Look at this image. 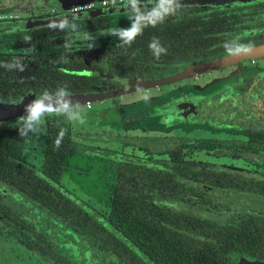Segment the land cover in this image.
Instances as JSON below:
<instances>
[{
    "label": "trees",
    "instance_id": "trees-1",
    "mask_svg": "<svg viewBox=\"0 0 264 264\" xmlns=\"http://www.w3.org/2000/svg\"><path fill=\"white\" fill-rule=\"evenodd\" d=\"M155 31L150 27L130 46H117L110 54L111 71L117 75L151 74L158 64L166 62L165 56L195 62L224 52L222 38H163ZM153 37L167 49L159 59L148 47ZM63 54V49L51 42H40L35 61L23 72L0 66V100L14 102L29 92H55L61 87L70 93L91 92L95 83L102 82L98 75L78 69L66 58L64 61ZM14 58L0 56V65ZM46 121L40 169L23 159L20 139L0 132V184L14 190L17 199H27L41 211L51 212L124 264H226L225 256L235 250L248 253L250 247L264 258V218L254 214L237 217L232 203L235 199L242 206L263 204L264 182L244 180L215 163L184 160L182 147L192 141L185 137L131 138L153 154L166 152L168 160L158 165L150 161L151 155L147 159L114 155L118 161L116 180L104 216L61 181L71 149L68 119L53 116ZM62 130L65 135L57 148L54 142ZM244 145L258 153L264 149V134L251 131ZM0 213L14 220L1 197Z\"/></svg>",
    "mask_w": 264,
    "mask_h": 264
},
{
    "label": "flooded vegetation",
    "instance_id": "flooded-vegetation-1",
    "mask_svg": "<svg viewBox=\"0 0 264 264\" xmlns=\"http://www.w3.org/2000/svg\"><path fill=\"white\" fill-rule=\"evenodd\" d=\"M30 1L31 3L22 5L19 3L20 0H0V24H9L6 29L11 34H16L18 32H28L30 34L31 40L27 42L30 44L29 60L17 53V49L9 43H5V45L0 43V56L12 55L21 59L26 67L33 64L35 61V51L38 48V43L51 42L55 48L63 49L64 54H66V56L64 54L62 56L64 61L66 58L75 66L78 65V69L100 77L102 82L93 85V91L95 92L97 89L99 90L98 92L126 89L125 86L127 84L119 80L121 77L138 80L166 79L181 73L186 68L197 63L228 56L225 48L224 52L220 55L199 59L195 62L183 61L176 56H165L166 62L158 64L157 68L151 71V74L144 73L143 75H138L139 73H137V76L131 74L117 75L115 72L111 71L110 54L117 48L120 41L118 37L112 36L110 33L115 28H127L131 25V21L126 16L127 12L122 5L116 8L111 6L110 0H90L64 9L58 5L56 0ZM181 2L183 7L178 12L177 16L168 18L163 24H158L156 27H151L156 30L157 36L163 38L189 36L215 37L224 39L223 44L238 42L241 44H251L253 47L264 44V0H181ZM6 11H11V13ZM87 12H89V16H85ZM78 16L80 17L78 18ZM59 17L75 21L79 25V28L75 32L61 31L59 29L53 30L50 27L52 22L48 25L43 24L45 21L62 19ZM149 28L150 27L146 29ZM96 35L102 37L98 42L96 40L98 38ZM226 39L229 40L225 41ZM85 40L95 41V45H91L92 49H89L90 47L88 46L90 45H83L77 42ZM75 42L78 43L76 47L72 45V43ZM105 42L108 43L107 46ZM102 46L106 47H104V49H98ZM263 58L264 54L254 57H245L232 64L216 67L155 87L132 91L135 93L148 92L150 90H156L161 87L184 82V80L188 79L193 81L196 79L198 80V85L203 84L202 86H211L212 89L216 88L215 86L221 87L218 90H212L210 92H199L198 89H192L190 87H178L173 91H162V93H158L156 97L150 98L147 102L143 99L139 105L140 115H137V119L155 120L156 126L161 128L159 131H156L159 133L147 132L139 128V132L133 135L134 137H125L126 139L119 137V141L124 144V140L138 137H185L192 141L182 147L185 153L184 160H201L215 163L222 166L224 169L233 170L239 178L244 180L264 182V171H259L257 168L251 169V167L255 165L264 170V149H260L257 153L254 148L244 145L251 131L256 130L264 134V66L262 62H260ZM229 68H234V71H227L220 79H213L214 81H199L201 76L215 71H224ZM239 80H241V82L237 84ZM227 87L235 88V90H228L226 89ZM236 88H240V91H237ZM124 94L125 93L117 96L123 97L125 96ZM39 95L40 94L34 92H29L14 102L0 100V109L28 97H33L35 99ZM257 101L261 103V106L257 105ZM226 102H228V105ZM92 103H90L88 107H90ZM130 103L131 101H129V103L120 101V106L118 109H115L116 112L113 113V109L110 112L113 118L123 123L124 129L126 128V123L124 121L126 117L124 114L127 111L126 105ZM104 114L107 115L106 112H103V115ZM53 116L59 115H49L48 118ZM215 116H219L221 120H225V123L220 124L216 122ZM19 117L15 118V120ZM12 120L1 121L0 124H10L8 122ZM46 122L45 133H47ZM69 123L71 126V121H69ZM179 128L180 131H178ZM200 129L212 135L204 139L210 141L209 143H213L212 149L210 148L211 153L214 154V151H218L217 157L223 159V161L186 159L187 148L199 146L205 141L203 137L192 135ZM130 131L131 130H128V132ZM217 133L220 134L218 135ZM13 137L22 141L24 151L25 140L16 136ZM72 142L71 126V146ZM145 149L150 152L148 148ZM162 153L167 155L166 152ZM116 154L126 155L123 151L111 153L110 155V158L114 160L111 172L113 177L110 184L112 192L118 165V161L113 158ZM150 155L152 156L153 153L150 152ZM22 157L30 165L37 166L36 168L38 169L41 168L42 162L39 166L27 161L24 154ZM167 160L163 163L165 164ZM150 161L158 165L163 164L157 163L153 161V159H150ZM1 186L0 184V187ZM1 188L11 189L4 185ZM71 192L75 194L73 191ZM232 203L234 204L235 214L239 215L237 217L254 214L256 217L264 218V202L263 204H256L253 202L242 206L241 201L238 202L233 199ZM7 208L9 209V207ZM10 213L12 214L11 211ZM49 214L48 215L51 216L52 219L60 221L58 218L54 217L51 212ZM0 215L3 216L2 213H0ZM13 217L15 224L17 223L19 226H23L15 216ZM12 233L13 231L8 232V234ZM41 240L44 242V245L39 244L38 241H31L29 239L24 242L17 241V243H14L12 240H9L10 243L0 242V264H70L65 256L58 252L57 249L50 245L45 246L47 243L46 239ZM206 242H211V240H206ZM249 250L250 252L248 253L235 250L234 253L225 256V260L227 261L226 264L264 262V258L257 255L255 247H250Z\"/></svg>",
    "mask_w": 264,
    "mask_h": 264
},
{
    "label": "rangeland",
    "instance_id": "rangeland-1",
    "mask_svg": "<svg viewBox=\"0 0 264 264\" xmlns=\"http://www.w3.org/2000/svg\"><path fill=\"white\" fill-rule=\"evenodd\" d=\"M22 5H26L31 3L30 0H20ZM11 13V11H6ZM9 24H0V43L5 45V43H9L17 49V53H19L23 58L29 60V52H30V44L24 41V36H30L28 32H18L11 34L6 28ZM9 32V33H8ZM97 36V35H96ZM95 36V37H96ZM97 42L102 39V37L97 36ZM82 43L83 45H90L89 49H92L91 45H95V41H77ZM77 42L72 43L73 46H78ZM104 43V42H99ZM106 46L108 45L107 42ZM102 46L98 49H104ZM87 48V47H86ZM262 65L264 66V58L260 60ZM234 71V68H229L224 71H215L210 74H206L199 78V81H211L213 79H220L223 77L225 73ZM198 80H184V82H179L171 86L161 87L156 90H150L148 92L143 93H125L123 97L117 96L120 101L123 103H131L127 106V111L124 114L126 117L124 119L126 123V128H123V123H118L119 130H115V133L119 134L121 138L126 139L125 137H134L133 130L142 128L147 132L159 133L161 128L156 126V122L153 119H145V120H138L137 115L140 113L139 105L143 101L144 96H148L150 98H154L157 96L158 93H162V91H173L178 87H190L192 89H198L199 92H210L212 90H218L221 87L215 86L216 88L212 89L211 86H202L197 84ZM214 81V80H213ZM241 80L237 81V84H240ZM183 83V84H182ZM192 85V86H190ZM125 86V85H124ZM126 89H130L129 86H125ZM228 90H235V88L227 87ZM237 91H240V88H236ZM131 91V89L129 90ZM128 92V91H127ZM130 94V95H129ZM228 105V102H226ZM88 105V104H87ZM257 105L261 106V103L257 101ZM263 108V107H261ZM260 108V109H261ZM264 109V108H263ZM140 115V114H139ZM48 117H46V120ZM117 123V120H114ZM215 121L224 124L225 120H221L219 116H215ZM10 124L1 123L0 124V132L3 135H11L19 137L25 140V148H24V157L29 162H34L35 165H41L42 155L45 149L44 139H45V131H43L39 138L37 137H26L22 138L19 133V118L17 120H12L8 122ZM124 129V130H123ZM45 130V125H44ZM127 130V131H125ZM128 130H131L128 132ZM180 131V128L179 130ZM139 132V131H138ZM45 133V134H44ZM218 135L220 133H217ZM193 136H200L204 138L211 137L212 135L207 131H202L201 129L194 132ZM201 143L199 146L189 147L187 148L186 152V159H202L205 161H223V159L218 158L217 154L218 151H214L212 154L210 148L212 149L213 143H209L207 139ZM123 144V152L126 155H130L137 158L147 159L150 155V152L147 151L145 148H141L131 140H124ZM211 145V146H210ZM153 161L157 163H163L167 160V155L165 153L161 154H153L152 155ZM106 166L112 165L110 163H106ZM37 167V166H35ZM257 168L259 171H264L262 168L253 165L251 169ZM106 171V168L104 169ZM109 176V175H108ZM113 175H110V180H112ZM109 181V180H108ZM107 181V182H108ZM102 181L98 182L97 188L94 187L93 192H90L88 189L82 190L81 196H78L84 202H86L89 206L93 207L98 211V213L106 216L109 210L110 198H111V182L108 183ZM92 189V188H91ZM0 197L3 204L9 207L10 211L12 212L13 216L16 217L18 221L21 222L23 226H19V224H15L13 219H9L6 216L0 215V242L6 243L9 240H12L14 243L17 241H26L27 239L31 241H38L39 244L44 245V242L41 239H46L47 243L45 246H52L58 250L65 258L69 261L70 264H123L116 256L112 255L109 252H105L101 249L100 243L92 240L85 234H80L75 231V229L64 223L62 221H58L52 219L51 216L41 211L36 204L33 202L25 199L24 201L17 199V194L11 189H0ZM27 200V201H26ZM9 231H13L12 234H8ZM40 238V239H39ZM10 243V242H9ZM15 246V245H13ZM45 254V253H44ZM39 256V255H38Z\"/></svg>",
    "mask_w": 264,
    "mask_h": 264
},
{
    "label": "clouds",
    "instance_id": "clouds-1",
    "mask_svg": "<svg viewBox=\"0 0 264 264\" xmlns=\"http://www.w3.org/2000/svg\"><path fill=\"white\" fill-rule=\"evenodd\" d=\"M112 7L121 5L127 12V18L131 21L130 27L115 28L110 35L118 37V46L131 45L138 36L142 35L148 27H156L163 24L168 18L177 16L183 7L181 0H110ZM53 30L75 32L79 25L75 21L62 18L59 22L53 21L50 24ZM25 42H30V36H24ZM70 46V45H66ZM150 51L156 59L162 54H166L167 49L163 47L160 40L153 37L148 45ZM226 53L230 57L248 56L252 52L251 44H241L238 42L226 43L224 45ZM8 70L17 69L20 72L25 70V65L21 59L14 58L11 63L2 64ZM72 94L64 87L55 92L45 90L42 94L25 106L26 115L19 117V133L22 138L37 137L44 131L46 117L49 115L65 116L69 121L83 122L82 108L79 101L71 99ZM145 102L149 100L144 96ZM65 131H61L55 140V146L59 148Z\"/></svg>",
    "mask_w": 264,
    "mask_h": 264
},
{
    "label": "crops",
    "instance_id": "crops-1",
    "mask_svg": "<svg viewBox=\"0 0 264 264\" xmlns=\"http://www.w3.org/2000/svg\"><path fill=\"white\" fill-rule=\"evenodd\" d=\"M119 103V99L114 96L96 101L90 107L89 104L82 105L83 122L71 121L73 142L64 163L61 181L78 196H81L82 190L89 189L93 192L98 182L104 179L106 182L109 180L107 185L112 181L109 177L113 165L107 167L104 162L112 164L114 160L110 158L111 153L123 151V144L119 141L120 135L115 133V130L120 128L118 123L121 122L110 114L112 109L113 113L116 112ZM103 112L107 115H103ZM114 120H117V123ZM133 132V135L137 134L138 129Z\"/></svg>",
    "mask_w": 264,
    "mask_h": 264
},
{
    "label": "water",
    "instance_id": "water-1",
    "mask_svg": "<svg viewBox=\"0 0 264 264\" xmlns=\"http://www.w3.org/2000/svg\"><path fill=\"white\" fill-rule=\"evenodd\" d=\"M88 1H90V0H56L58 5L64 9L69 7V6L79 4V3L88 2ZM85 16H89V12H87L85 14ZM79 17L80 16H78V18ZM59 18H63V17H59ZM60 20L61 19H53V20L45 21V22H43V24L48 25L53 21L58 22ZM260 54H264V44L253 47L252 52L248 56H242V57L225 56V57H221V58L210 60V61H203V62L197 63L195 65H192V66L186 68L181 73L176 74L173 77H169L166 79H160V80L142 79V80H138V79H129V78H122V77L119 78V80L121 82L129 85L131 91H129L130 89H128V90L115 89V90H110V91H106V92H103V91H101V92H98V91H96V92L95 91L77 92V93H71L72 94L71 99H73L75 101H79V103L81 105H87V104L102 100V99L107 98V97H114V96H117L119 94L126 93L127 91L132 92V91H135L138 89H146V88L155 87L157 85L165 84V83H168V82H171V81L183 78V77H187L190 75H194L197 73H201V72H204V71L216 68V67L232 64V63H235L238 60L243 59L245 57H254V56H258ZM32 100H34L33 97H28V98H25L19 102L10 104L7 107L0 109V122L12 120V119H15L19 116L25 115L26 114L25 113V106L27 104H29ZM238 264H264V262H239Z\"/></svg>",
    "mask_w": 264,
    "mask_h": 264
}]
</instances>
